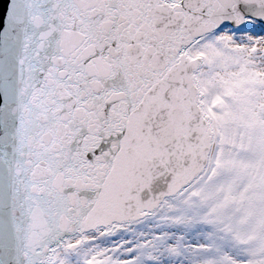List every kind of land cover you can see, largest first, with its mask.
<instances>
[{
    "label": "snow or ice",
    "instance_id": "snow-or-ice-1",
    "mask_svg": "<svg viewBox=\"0 0 264 264\" xmlns=\"http://www.w3.org/2000/svg\"><path fill=\"white\" fill-rule=\"evenodd\" d=\"M0 264H264V0H7Z\"/></svg>",
    "mask_w": 264,
    "mask_h": 264
},
{
    "label": "water",
    "instance_id": "water-1",
    "mask_svg": "<svg viewBox=\"0 0 264 264\" xmlns=\"http://www.w3.org/2000/svg\"><path fill=\"white\" fill-rule=\"evenodd\" d=\"M7 0H0V27L3 26L4 13L6 11Z\"/></svg>",
    "mask_w": 264,
    "mask_h": 264
}]
</instances>
